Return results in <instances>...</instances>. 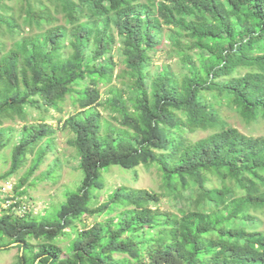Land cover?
Returning <instances> with one entry per match:
<instances>
[{"label":"trees","instance_id":"1","mask_svg":"<svg viewBox=\"0 0 264 264\" xmlns=\"http://www.w3.org/2000/svg\"><path fill=\"white\" fill-rule=\"evenodd\" d=\"M5 1L0 125L22 124L0 179L27 155L28 173L39 166L55 130L41 116L66 98L75 111L59 121L81 175L53 221L14 215L12 204L0 213V248L19 249L13 264H264L254 215L264 208V136L241 133L214 108L224 102L245 122L264 118V0H24L17 15ZM163 25L174 57L184 58L177 71L151 69ZM27 108L41 118L28 123ZM196 129L211 131L188 138ZM11 131L0 127V145ZM138 165L157 169L162 193L121 185L99 201L103 172ZM164 196L175 211L159 208ZM83 216L95 220L85 225ZM60 235L69 238L63 257Z\"/></svg>","mask_w":264,"mask_h":264},{"label":"rangeland","instance_id":"2","mask_svg":"<svg viewBox=\"0 0 264 264\" xmlns=\"http://www.w3.org/2000/svg\"><path fill=\"white\" fill-rule=\"evenodd\" d=\"M74 0H68V2ZM140 2H147L148 0H139ZM158 1V0H154ZM12 10L10 14L15 15L23 13L24 0H7L5 1ZM51 10H52V6ZM58 21L56 23H62L61 16L56 14ZM20 21V20H19ZM164 35L157 48L151 53V69L158 66L160 63H167L173 71L179 69L178 60L183 61V57L175 58V54L172 52L169 41L166 40V33L169 32V27L162 26ZM117 41V40H116ZM10 40L5 37V43L8 45ZM118 46V41L113 44V62L118 63L120 56L115 53V49ZM118 71L117 66L114 68V73ZM100 98H103L105 94V87L99 86ZM100 110V107H97ZM214 108L217 111L219 117L228 125L235 127L241 133L245 135L264 136V118L258 115L255 120L245 122L243 118L236 112V110L226 105L224 102H215ZM27 122L32 123L39 118L43 122L53 126L55 128L53 136L52 146L43 155V159L39 166L28 173L31 163V155H27L23 165L12 175L5 179H0V213L10 204L14 205L13 214L29 217H35L36 220H49L53 221L57 210L60 208L59 204L65 200L66 191L74 189L80 182L81 175L77 168V157L75 149L67 144V139L70 137V133L67 129L61 127V118H64L68 114L75 111L74 106L71 104L70 99L66 98L62 103L61 110L59 112L50 110L47 116H41L37 110L27 108ZM105 114V113H103ZM41 116V117H40ZM21 122L4 121L0 127H11L12 131L9 135V142L6 145H0V175L4 174L10 164L12 144L16 140L15 136L17 129L20 128ZM210 129H196L193 132L187 134L190 139H197L210 133ZM5 139V137H4ZM48 169H52L51 173L55 178H49L46 176ZM27 174V175H26ZM26 176L25 179H23ZM104 180V187L100 192V200L102 201L107 192L111 191L117 186H125L128 188H141L155 192H163L161 175L154 166L138 165L134 169H122L117 166H111L106 172L102 173ZM24 180L23 185L19 190H24L22 195L15 192V185ZM208 183L213 186H219V181L214 177L208 178ZM199 199L196 198L195 202ZM11 205V206H12ZM159 208L171 209L175 211V204L167 200L164 196L161 198ZM254 215L260 219L258 229L264 231V208L254 211ZM97 217L96 220H99ZM93 216H83L82 222L85 225H90L94 222ZM75 225L79 228L81 222H76ZM67 231V229H65ZM32 243H36L37 240L30 239ZM54 242L61 249V257L66 253V246L69 242V238L60 235ZM19 252L16 244H10L0 248V264H13L16 262V256Z\"/></svg>","mask_w":264,"mask_h":264}]
</instances>
